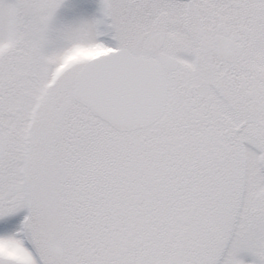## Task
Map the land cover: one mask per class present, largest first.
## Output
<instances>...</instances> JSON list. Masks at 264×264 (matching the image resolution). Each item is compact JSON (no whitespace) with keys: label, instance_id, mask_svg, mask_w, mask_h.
Segmentation results:
<instances>
[{"label":"snow or ice","instance_id":"obj_1","mask_svg":"<svg viewBox=\"0 0 264 264\" xmlns=\"http://www.w3.org/2000/svg\"><path fill=\"white\" fill-rule=\"evenodd\" d=\"M0 264H264V0H0Z\"/></svg>","mask_w":264,"mask_h":264}]
</instances>
